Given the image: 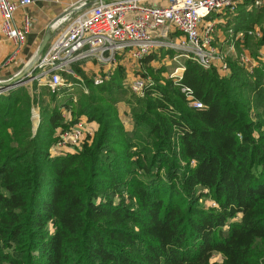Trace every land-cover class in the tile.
Masks as SVG:
<instances>
[{
    "label": "trees",
    "instance_id": "16d2710c",
    "mask_svg": "<svg viewBox=\"0 0 264 264\" xmlns=\"http://www.w3.org/2000/svg\"><path fill=\"white\" fill-rule=\"evenodd\" d=\"M228 64L188 60L180 85L156 76L143 97L121 67L101 86L75 69L76 103L36 83L0 96V264H264V72ZM69 106L98 129L53 155Z\"/></svg>",
    "mask_w": 264,
    "mask_h": 264
},
{
    "label": "built area",
    "instance_id": "2783aa9c",
    "mask_svg": "<svg viewBox=\"0 0 264 264\" xmlns=\"http://www.w3.org/2000/svg\"><path fill=\"white\" fill-rule=\"evenodd\" d=\"M152 0H112L99 2L85 9L80 15L72 10L53 27H63L49 49L36 61L27 77L14 85H3L0 81V96L9 94L19 87L36 83L40 88L49 87L51 94L60 95L64 90H73L71 78L79 79L74 66L86 61H97L104 70L93 78L96 86L105 84L111 78L110 70L120 57L127 58L135 67L157 50L167 49L181 52V56L199 64L204 69L217 68L222 76H228L231 69L227 59L220 55L214 45V31L217 22L205 24L213 14H233L239 5L249 0H167L164 6L148 5ZM263 0H252L248 10L262 5ZM33 4V0H0L2 34L14 43L16 50L8 62H13L27 40L31 29L29 16L23 18L22 27L15 22L19 9ZM84 2L79 7L86 5ZM74 7V8H79ZM172 32L180 33V39L171 40ZM260 36L259 33L256 34ZM239 37L237 36L236 39ZM238 62L250 73L261 68L264 72V49L259 57L247 53L239 56ZM185 67H178L171 74L175 85L183 80ZM81 83L83 80L79 79ZM154 83L137 77L129 82L130 90L140 97ZM190 107L203 109L188 87H181ZM88 94L87 88L83 89ZM73 101L76 103L77 97ZM68 127L58 131L52 154L81 151L91 141L95 131L83 120L65 119ZM215 206V204H213Z\"/></svg>",
    "mask_w": 264,
    "mask_h": 264
},
{
    "label": "rangeland",
    "instance_id": "374dc122",
    "mask_svg": "<svg viewBox=\"0 0 264 264\" xmlns=\"http://www.w3.org/2000/svg\"><path fill=\"white\" fill-rule=\"evenodd\" d=\"M152 2H156L154 5L164 6L167 0H153ZM251 3L252 0H249V2L247 1L244 4L239 5L237 10L233 14H213L205 21V24H207L211 20L217 22L213 34L215 47L218 48L217 50L220 52V55L224 56L227 59L228 63L230 60H232L237 61V63L239 64L238 59L240 54L242 53H247L250 57L257 59L260 55V52L264 49V43L263 45L259 46L262 43L261 38L263 37L264 30V0L262 1L261 6L253 7L251 10H248L247 6ZM148 5L151 4L148 3ZM244 10L247 11L245 12ZM243 12H245L246 14H243ZM257 33H259L260 36H257ZM181 36L182 35L180 33L172 32L170 39L174 41L176 39H180ZM237 36L239 37L238 39H236ZM149 59L150 61H148ZM148 60V62L144 60L145 62H143V64H139L135 67V64L129 61L127 58L120 57L117 59L116 65L110 70L111 77L112 74L114 75V71L116 72V69L120 67L123 68L125 71V77L123 80V86L125 90L128 91L129 96H138L137 94L133 93L128 87L130 80H133L137 77H142L151 83L153 82L154 84L156 76H159L160 79L162 78L163 81L173 80L171 78V74L176 70V68L184 66L185 62L189 59L181 56V52L179 51L159 49L151 54ZM91 64L93 67L97 68L98 72V65L101 64L97 61H91ZM101 70L103 69L101 68ZM82 73L85 74V72ZM92 73L94 74V72ZM91 75L85 74V76L87 77V81L91 79L93 80L94 76L92 75V77ZM70 80L72 79L70 78ZM78 85L80 86L76 87L75 85L72 91L66 90L67 94L61 93L64 95V97L61 99L58 98V102H68L70 99L73 100L74 96L78 98L80 92L83 91L84 88H87L84 85V81L83 83L79 82ZM27 86L29 88H32L33 84H29ZM41 89L42 88H40V91ZM49 100L47 99L48 102ZM117 107L121 122L128 130L132 129L133 123L130 114V105L125 101H120ZM71 109L73 110L74 107H70L69 110H67L71 112ZM33 122L34 130L36 131L40 122V109L38 107H36L34 110ZM205 205H209V202L207 201Z\"/></svg>",
    "mask_w": 264,
    "mask_h": 264
},
{
    "label": "crops",
    "instance_id": "0c3cea01",
    "mask_svg": "<svg viewBox=\"0 0 264 264\" xmlns=\"http://www.w3.org/2000/svg\"><path fill=\"white\" fill-rule=\"evenodd\" d=\"M101 1L108 2L112 0H33L32 5L19 9L15 15L16 24L19 27H22L23 18L25 16H29L32 23L30 32L27 35V40L23 45L21 51L19 52L17 58L13 62H8V60L10 56L15 52L16 47L13 42L4 38L2 34V18L0 16V81H9L14 78L21 70H23L27 63L35 58L40 46L47 36H50V38L43 53H45L49 49L53 40L63 30V27H53V24L57 23L63 16L68 15L70 10H72L73 15H80L85 9H88ZM152 1H150L149 3L151 5H154L156 2ZM84 2H87V4L79 7ZM77 6L79 7L78 9L74 8ZM98 67L99 71L97 72V68L92 66L91 61H86L74 66L73 70L75 71V69H81L83 72H85V74H92L93 76H95L104 70L103 66L98 65ZM101 68L103 70H101ZM92 72H94V74ZM77 77L79 79H82L81 75L78 74V72ZM71 79V81L74 83V86H80L78 85L79 83H77L80 82L79 79ZM62 93L67 94V91L64 90V92ZM63 97L64 95L61 94V96L59 95L58 98L61 99ZM62 110L65 119H73L71 112H69L66 108H63ZM81 120L85 121L88 127L92 128L94 131H97V123L88 122L86 117H82Z\"/></svg>",
    "mask_w": 264,
    "mask_h": 264
},
{
    "label": "water",
    "instance_id": "95a60500",
    "mask_svg": "<svg viewBox=\"0 0 264 264\" xmlns=\"http://www.w3.org/2000/svg\"><path fill=\"white\" fill-rule=\"evenodd\" d=\"M49 38H50V36H47L44 39V41H43L42 45L40 46L35 58L32 61L28 62L27 65L24 67V69L21 70L14 78H12L9 81L3 82V85H14L17 82H20V81L24 80L27 77V74L34 67L36 61L39 59V57L43 53V51H44V49H45V47L47 45V42L49 41Z\"/></svg>",
    "mask_w": 264,
    "mask_h": 264
}]
</instances>
